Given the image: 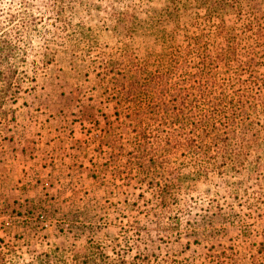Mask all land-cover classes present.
<instances>
[{"label": "rangeland", "instance_id": "rangeland-1", "mask_svg": "<svg viewBox=\"0 0 264 264\" xmlns=\"http://www.w3.org/2000/svg\"><path fill=\"white\" fill-rule=\"evenodd\" d=\"M79 1L91 11L81 12ZM231 1L236 11L213 12L210 24L197 27L209 35L206 49L217 40L213 28L221 18L219 40L229 43L231 54L244 58L252 46L260 54L251 35L238 44L233 37L241 27L264 34V0ZM162 2L77 0L65 9L73 15L64 31L45 14L24 67L32 81L0 108V264H118L121 258L131 264H264V158L254 161L247 151L239 173L225 166L224 181L209 172L178 181L175 171L204 168L193 161L198 154L162 151L156 168L152 161L140 167L129 156L144 142L135 137L137 122L130 126L132 118L118 107L114 116L118 84L107 67L150 57L146 73L157 65L164 70L169 43L184 48L196 28L185 18L167 20L163 38L142 31L118 39L111 26L120 12L135 13L138 25L140 12ZM255 70L264 90V59ZM144 131L148 150L170 132L152 123Z\"/></svg>", "mask_w": 264, "mask_h": 264}, {"label": "trees", "instance_id": "trees-1", "mask_svg": "<svg viewBox=\"0 0 264 264\" xmlns=\"http://www.w3.org/2000/svg\"><path fill=\"white\" fill-rule=\"evenodd\" d=\"M173 3V0H163L161 7L143 10L139 14L144 17L138 19V25L135 24V13H117L111 32L118 39H126L142 31L153 37L157 32L160 34L158 38H163L162 25L165 21L182 18L196 29L190 36H185L187 43L184 48L180 49L173 41L169 43V64L164 70L163 66L157 65L153 74L146 73L144 64L150 57H145L139 64L122 66V69H118L121 63H117L115 68L111 64L107 67L106 74L118 84L112 97L114 116L119 113L118 107L128 121L132 118V125L128 123L130 126L137 122V128L133 129L135 137L144 143L139 153H129V156L140 167L146 161H152L153 168L160 166L162 160L157 157L162 151L172 150L176 154L185 150L192 157L198 154L193 158L194 163L205 166L186 173L175 171L178 181H191L194 175L205 176L208 172L224 181L221 177L225 176V166L235 165L233 173H239L241 165L238 163L243 161L247 151L254 153V161L264 158L261 152L264 121H260L264 116V90L255 70L264 59V34L254 35L241 27L234 35L233 43L238 44L251 35L254 46L262 47V52L256 55L252 46L247 55L239 59L230 53L229 43L219 40L225 30L219 18L212 36L217 40L206 49L209 35L197 27L210 24L213 12L225 9L236 11L237 6L231 0H186L184 5ZM72 4H77V0H0V108L7 101L13 102L21 86L32 81L24 67L32 50V40L41 37L45 14L52 16L54 22L61 23L60 30L64 31L69 23L67 16L73 15L65 9ZM77 6H82L80 10L83 13L91 11L90 4L79 1ZM86 7L89 9L86 10ZM197 10H201L203 15H198ZM131 18L133 23L129 21ZM77 32L79 39L82 38L83 29L78 26ZM43 54L41 57L45 58ZM51 60L45 59L42 65ZM101 61L106 62L104 58ZM149 123L168 127L170 131L163 142L156 144L155 150H148L149 145H146L144 130ZM161 143H164L163 146ZM212 148L214 154H210ZM27 233L30 234L29 231ZM120 260L118 264H131L123 258ZM101 264L115 262L106 259Z\"/></svg>", "mask_w": 264, "mask_h": 264}]
</instances>
